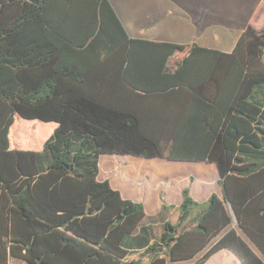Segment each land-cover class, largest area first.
Here are the masks:
<instances>
[{"label": "trees", "instance_id": "trees-1", "mask_svg": "<svg viewBox=\"0 0 264 264\" xmlns=\"http://www.w3.org/2000/svg\"><path fill=\"white\" fill-rule=\"evenodd\" d=\"M112 3L0 0V264H264V0L231 52L133 39ZM104 154L214 164L223 196L147 214Z\"/></svg>", "mask_w": 264, "mask_h": 264}, {"label": "crops", "instance_id": "crops-1", "mask_svg": "<svg viewBox=\"0 0 264 264\" xmlns=\"http://www.w3.org/2000/svg\"><path fill=\"white\" fill-rule=\"evenodd\" d=\"M111 1L133 39L145 41L146 43L207 44V41L203 40L205 31L202 30L203 26L200 18H196L189 12L182 10L166 11L159 9L158 7L165 0H134L129 3H125V0ZM156 9H158V13L155 11ZM160 22L162 23L158 28V23ZM170 23H173V25H168ZM162 32L190 33L193 37H191L192 40L190 41H184ZM235 44H233L231 50L225 52H231ZM203 46L208 47L206 45ZM182 56L183 53L181 52L174 55L169 62V66L175 65ZM111 156L114 157L106 158L102 163L100 158V174H98V177L101 180L108 179L115 188L122 191L124 198L141 201L145 206L147 214L153 215L161 212L162 204L181 203L183 190L186 188L190 190L195 199L199 198L202 202L206 201L212 193H215V188H208L203 186V184H199V181H203L206 178L208 172L211 174L218 173L214 164L199 161L197 164H200L201 169L194 170L189 168L184 169V165L182 164L189 162L153 158L146 159L149 162L139 160L138 162L129 163L126 161L127 157L124 159L123 156L119 155ZM108 165H111V170L110 175L107 176ZM194 174L196 177L190 180L189 177ZM218 179L219 174L217 175L216 186L221 197L223 196V192ZM193 185L194 189H196V194L192 193L191 187ZM215 258H226V264H240L239 259L231 250H223L213 255L206 264H211Z\"/></svg>", "mask_w": 264, "mask_h": 264}, {"label": "rangeland", "instance_id": "rangeland-1", "mask_svg": "<svg viewBox=\"0 0 264 264\" xmlns=\"http://www.w3.org/2000/svg\"><path fill=\"white\" fill-rule=\"evenodd\" d=\"M130 1L134 0H125L124 2L129 3ZM260 0H170V1H163L160 6L158 7L161 10L171 11V10H182L185 12H189L194 17H199L203 26V31H205V35L203 36V40L206 42L208 47H216L222 49L223 51L231 50L233 44L236 43L237 39L241 35L242 31L244 30L245 26L247 25L252 13L254 12L255 8L259 4ZM158 13V9L155 10ZM158 23V28L160 24ZM168 25H173L170 23ZM168 35H171L173 38L181 39L184 41L192 40L190 33L188 34H179L175 32H162ZM212 33V34H211ZM103 156V155H102ZM101 156V158H102ZM123 156L129 163L131 162H138L139 160L148 161L143 157H134V156ZM105 159L111 156L110 154L105 155ZM185 168L189 169H201L200 164L197 162H189L187 164H182ZM204 166V165H203ZM102 171V168H101ZM108 175H110V171H107ZM218 175V173H216ZM211 174L208 172V175L203 181H199V184H203L208 188H215L214 192L218 193L219 190L217 185V175ZM196 175H192L189 177L190 180L194 179ZM99 180H101L98 177ZM192 193L196 194V189H194V185L191 187ZM193 196V194H192ZM200 201L199 198H196ZM202 202V201H200ZM204 202V201H203ZM202 207L197 208L189 216V222L192 221V217L196 214H201L203 212ZM165 216L169 220L174 223L179 221V211L173 210L171 214L162 216L164 220ZM165 218V219H166ZM158 227V226H157ZM160 230V227H159ZM224 260V261H223ZM223 261V262H222ZM226 258H215L211 264H226ZM10 264H28L23 259H16L11 258Z\"/></svg>", "mask_w": 264, "mask_h": 264}, {"label": "water", "instance_id": "water-1", "mask_svg": "<svg viewBox=\"0 0 264 264\" xmlns=\"http://www.w3.org/2000/svg\"><path fill=\"white\" fill-rule=\"evenodd\" d=\"M235 220H236V218H235ZM236 223L238 224L237 220H236Z\"/></svg>", "mask_w": 264, "mask_h": 264}]
</instances>
